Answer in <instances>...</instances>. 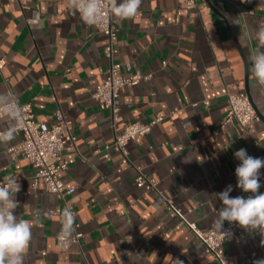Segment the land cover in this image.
Listing matches in <instances>:
<instances>
[{
	"label": "crops",
	"instance_id": "0c3cea01",
	"mask_svg": "<svg viewBox=\"0 0 264 264\" xmlns=\"http://www.w3.org/2000/svg\"><path fill=\"white\" fill-rule=\"evenodd\" d=\"M192 2V6L188 3ZM264 22V0H142L138 15L118 22L116 60L129 74L151 76L122 93L117 127L93 98L109 65L107 38L83 22L69 0H0V93L31 104L35 120L53 126L61 112L77 140L60 157V174L75 192L58 198L20 154L22 135L0 143V183L18 177V218L31 220L24 264H253L264 259L262 237L239 228L221 246L220 259L185 220L208 229L222 207L211 194L236 187L234 153L264 158V88L253 81L251 33ZM248 62V72L246 68ZM248 76V81L246 78ZM260 117L243 127L228 119V91H246ZM209 102V105H205ZM150 134L130 142L132 165L112 144L127 124L151 123ZM141 170L161 193L135 184ZM264 193V168L260 169ZM171 205L181 216L173 215ZM82 236L63 252L58 240L65 207ZM183 217V218H182ZM185 219V220H184Z\"/></svg>",
	"mask_w": 264,
	"mask_h": 264
},
{
	"label": "built area",
	"instance_id": "2783aa9c",
	"mask_svg": "<svg viewBox=\"0 0 264 264\" xmlns=\"http://www.w3.org/2000/svg\"><path fill=\"white\" fill-rule=\"evenodd\" d=\"M191 3L189 2L188 6H192ZM105 4H107V0H105ZM94 27L107 38L104 56L108 60L109 65L106 76L97 86L93 98L102 108L111 112L113 126L116 128L122 93L126 88L135 87L142 82L149 81L151 76H144L141 73L128 75L126 72H129L130 68L116 60L119 53L120 29L118 22L114 18L110 19L107 24L102 23ZM4 65L5 61L0 59V72ZM227 99L229 104L228 121L235 120L241 126L246 127L251 122L260 120L245 90L231 89L228 91ZM205 105L208 106L209 102H205ZM20 106L23 109L24 123L16 133L22 135V141L18 146L11 148L10 152L12 154H20L31 164L35 171L32 180L35 187L43 184L48 193L65 199L66 196L75 192L74 188L67 189L60 178V174L69 169L68 162L60 159L62 152L67 147L74 146L77 140L73 134L72 122L61 112H57L58 122L50 127L35 120L31 104ZM161 121L162 118H158L151 123L135 122L127 124L121 132L116 134L112 147L121 156L123 164H133L128 149L130 142L138 137L150 134L153 126ZM135 184L139 188L146 187L161 195L157 189L156 180L150 178L141 170L138 171ZM170 210L174 216H181L180 212L171 205V202ZM185 222L205 245L206 251L214 254L218 259H220L219 251L221 246L235 241L237 239L236 231L240 228L237 224L225 222L223 231L226 233H220L214 231L212 226L208 229H201L196 222L187 220ZM81 236L80 233L75 232L67 245L61 246L62 251L67 252L71 244H78Z\"/></svg>",
	"mask_w": 264,
	"mask_h": 264
},
{
	"label": "clouds",
	"instance_id": "9594fccd",
	"mask_svg": "<svg viewBox=\"0 0 264 264\" xmlns=\"http://www.w3.org/2000/svg\"><path fill=\"white\" fill-rule=\"evenodd\" d=\"M142 0H69L73 12H78L83 22L89 26L107 24L114 18L117 22L132 19L138 15ZM251 39L257 47L248 56L249 71L258 87L264 88V22L252 31ZM23 109L12 93H0V143L16 138V131L23 125ZM240 161L235 169L236 187L248 196H230L232 185L211 195L218 199L222 207L212 222L214 231H223L225 222L237 224L247 231L258 233L264 247V193L259 190L260 169L264 168V158L252 157L243 148L234 153ZM21 190L18 177H5L0 183V264H24V257L32 239L31 220L18 218L16 194ZM75 215L65 207L61 214V228L58 233L60 245L66 246L76 232ZM178 264H183L182 261ZM253 264H264V259H255Z\"/></svg>",
	"mask_w": 264,
	"mask_h": 264
},
{
	"label": "water",
	"instance_id": "95a60500",
	"mask_svg": "<svg viewBox=\"0 0 264 264\" xmlns=\"http://www.w3.org/2000/svg\"><path fill=\"white\" fill-rule=\"evenodd\" d=\"M246 68H247V72H248V62H246ZM246 81H248V76H247V78H246ZM245 89H246V93L248 94V96H249V98H250V101H251V103H252L254 109H256V107H255V105H254V103H253L252 97H251V95H250V91H249V88H248L247 82H246V88H245ZM257 114H258V112H257Z\"/></svg>",
	"mask_w": 264,
	"mask_h": 264
}]
</instances>
